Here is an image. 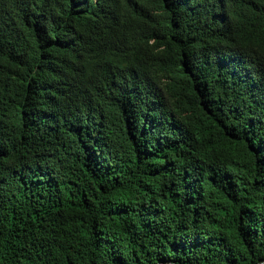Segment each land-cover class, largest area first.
<instances>
[{"label": "trees", "instance_id": "1", "mask_svg": "<svg viewBox=\"0 0 264 264\" xmlns=\"http://www.w3.org/2000/svg\"><path fill=\"white\" fill-rule=\"evenodd\" d=\"M0 264H264V0H0Z\"/></svg>", "mask_w": 264, "mask_h": 264}]
</instances>
